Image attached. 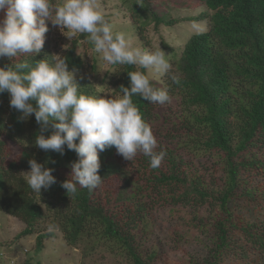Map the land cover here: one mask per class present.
Returning <instances> with one entry per match:
<instances>
[{"label":"trees","instance_id":"trees-1","mask_svg":"<svg viewBox=\"0 0 264 264\" xmlns=\"http://www.w3.org/2000/svg\"><path fill=\"white\" fill-rule=\"evenodd\" d=\"M75 1L0 0V212L25 225L21 235L44 225L36 251L58 231L81 264L100 251L155 264L150 218L171 208L209 242L192 264L264 263V219L235 210L264 208V0L161 1L198 2L192 21L207 29L179 53L162 43L173 58L160 81L113 42L110 104L80 73L79 42L59 60L49 46ZM158 1L121 0L144 42L150 26L177 22ZM110 105L124 115L113 119Z\"/></svg>","mask_w":264,"mask_h":264},{"label":"rangeland","instance_id":"rangeland-1","mask_svg":"<svg viewBox=\"0 0 264 264\" xmlns=\"http://www.w3.org/2000/svg\"><path fill=\"white\" fill-rule=\"evenodd\" d=\"M161 1L163 0L157 3L162 9ZM168 5L167 10L162 9V12H168L177 22L170 27H162L158 33L150 26L144 32V42L138 37L135 24L127 17L121 0H91L89 5L74 4L73 14L69 13L65 19L55 17L49 46L59 60L70 51L74 42H79L76 54L83 61L80 73L94 84L110 104L115 97L113 89L107 90L104 78L113 61V42L120 46L122 52L134 58L149 80L160 81L164 66L173 58L172 52L167 51L162 43L165 42L168 49L179 53L192 32L201 33L207 29L205 21H192L201 11L198 2L193 5V9H177L169 2ZM85 31H88L89 38L81 40L80 34ZM0 38L8 41L2 33ZM90 40L94 42L93 47L89 45ZM0 50V54H3L5 49ZM109 109L110 116L115 120L124 115V110H119L114 105H110ZM196 163L201 165L204 161ZM235 210L248 220L264 219V208L236 207ZM150 223V233L144 247L157 255L155 264H192L193 260L206 256L209 247L206 237L194 234L195 231L183 223V219L174 214L171 208L154 213ZM24 228L21 221L0 212V264H23L25 260L41 264H81L80 249L66 244L58 231H54L53 237L43 240V248L36 251L37 230H44V225L39 224L35 229L36 233L29 235H21ZM117 261L111 254L100 251L87 264H116ZM239 264L264 263L252 254L248 260Z\"/></svg>","mask_w":264,"mask_h":264},{"label":"built area","instance_id":"built-area-1","mask_svg":"<svg viewBox=\"0 0 264 264\" xmlns=\"http://www.w3.org/2000/svg\"><path fill=\"white\" fill-rule=\"evenodd\" d=\"M81 3V1L80 0H76L75 1V4L78 6L79 4ZM75 27L77 28L78 27V25H75Z\"/></svg>","mask_w":264,"mask_h":264}]
</instances>
